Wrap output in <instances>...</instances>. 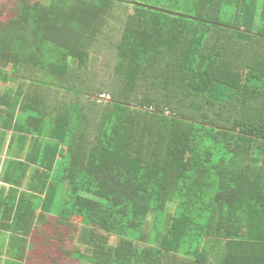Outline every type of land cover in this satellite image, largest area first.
Here are the masks:
<instances>
[{
  "label": "trees",
  "instance_id": "16d2710c",
  "mask_svg": "<svg viewBox=\"0 0 264 264\" xmlns=\"http://www.w3.org/2000/svg\"><path fill=\"white\" fill-rule=\"evenodd\" d=\"M39 30L58 57L0 53L44 196L0 202L8 250L40 206L92 264H264V0H58Z\"/></svg>",
  "mask_w": 264,
  "mask_h": 264
},
{
  "label": "rangeland",
  "instance_id": "374dc122",
  "mask_svg": "<svg viewBox=\"0 0 264 264\" xmlns=\"http://www.w3.org/2000/svg\"><path fill=\"white\" fill-rule=\"evenodd\" d=\"M57 1L0 0V53L8 49L17 57H42L45 60L48 57H58L59 50L47 42L42 36V30H39L41 12ZM172 204L170 207L173 208ZM37 212L38 216L42 214L43 217L42 220H36L30 234L25 237L22 262L25 264H92L72 255V242L68 237V231L73 224L81 225L80 218L75 217L70 222L64 220V223H58V215L42 212L40 206ZM109 239L112 245L118 242L116 236L109 235ZM16 258L22 259V257Z\"/></svg>",
  "mask_w": 264,
  "mask_h": 264
},
{
  "label": "crops",
  "instance_id": "0c3cea01",
  "mask_svg": "<svg viewBox=\"0 0 264 264\" xmlns=\"http://www.w3.org/2000/svg\"><path fill=\"white\" fill-rule=\"evenodd\" d=\"M22 135L23 133L17 134L15 129L0 123V202L16 191L18 196H26V199L24 198L26 202L32 199L44 198L41 194L32 192L29 187L30 178L35 173L36 166L25 169V167L19 168L15 164L24 163L26 158H31L30 141L28 140V142L26 141L23 144ZM6 178H11L14 181L17 180L19 183L8 182ZM1 219L2 213H0V264H25L22 261H18L15 257V241L11 245V252L8 250V247H10L9 239L14 237V239L19 238V245L21 236L18 235L17 237L15 234H12L5 227V224H1ZM9 222H12V220Z\"/></svg>",
  "mask_w": 264,
  "mask_h": 264
},
{
  "label": "built area",
  "instance_id": "2783aa9c",
  "mask_svg": "<svg viewBox=\"0 0 264 264\" xmlns=\"http://www.w3.org/2000/svg\"><path fill=\"white\" fill-rule=\"evenodd\" d=\"M99 100L101 101H104V100H108L110 99V96L106 95V94H102V95H99Z\"/></svg>",
  "mask_w": 264,
  "mask_h": 264
}]
</instances>
